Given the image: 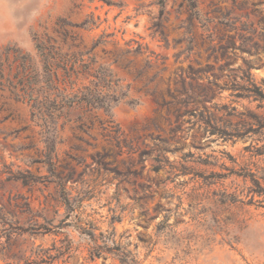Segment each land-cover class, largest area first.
<instances>
[{
    "label": "rangeland",
    "instance_id": "obj_1",
    "mask_svg": "<svg viewBox=\"0 0 264 264\" xmlns=\"http://www.w3.org/2000/svg\"><path fill=\"white\" fill-rule=\"evenodd\" d=\"M159 2L0 0V264H264V0ZM39 47L121 80L120 147L101 111L31 117Z\"/></svg>",
    "mask_w": 264,
    "mask_h": 264
},
{
    "label": "trees",
    "instance_id": "obj_2",
    "mask_svg": "<svg viewBox=\"0 0 264 264\" xmlns=\"http://www.w3.org/2000/svg\"><path fill=\"white\" fill-rule=\"evenodd\" d=\"M159 4L163 8L164 0H160ZM38 51L40 52L42 70L38 72L34 67L32 68L31 62H29L20 90L21 96L28 101L31 117L40 123L46 133L55 134L58 122L62 118H65L67 123L76 124V128L79 130L85 127L86 119L83 117L74 121L66 120L71 110L81 108L88 114L93 111H101L106 117L101 123L102 130L106 132L105 136L109 137L116 148L120 147L122 134L113 119L111 108L126 97V92L122 91L123 87L120 85L121 80L115 79L112 72L104 66L89 67L92 66V63L88 66L77 65L78 62L83 63V61L78 59V56L82 54L76 51H63L60 47L52 48L47 53L42 47H39ZM67 63L71 64L69 68H67ZM60 66L64 67L69 80L72 76L77 79L82 74L91 77V79L87 85L79 88H75V82L72 80L67 86V81L60 80L57 71ZM64 80L66 79L64 78ZM62 83L65 85L64 87L61 86ZM52 167L54 170V165ZM57 178L58 195L65 209L61 223L66 226L73 225L79 230L75 214L78 200L71 196L63 181L58 176ZM253 182L259 186L256 181Z\"/></svg>",
    "mask_w": 264,
    "mask_h": 264
}]
</instances>
